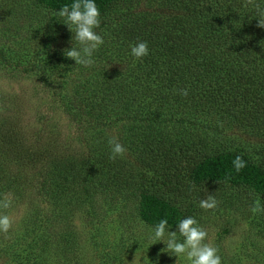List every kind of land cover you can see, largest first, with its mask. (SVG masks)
<instances>
[{
    "label": "trees",
    "instance_id": "1",
    "mask_svg": "<svg viewBox=\"0 0 264 264\" xmlns=\"http://www.w3.org/2000/svg\"><path fill=\"white\" fill-rule=\"evenodd\" d=\"M73 2L35 0L53 14ZM95 3L104 43L91 66L75 64L71 80L55 77L75 63L64 55L79 47L69 28L36 29L10 55L0 48L6 76L38 75L75 131H28L22 102L0 90V199L11 200L0 211L20 213L0 233V252H81L76 209L103 252L107 221L126 204L145 224L175 225L219 186L264 196V28L255 8L243 0ZM140 41L149 54L137 60L130 46ZM183 88L187 96L177 94ZM110 137L126 148L123 158L109 159ZM237 155L247 162L239 173Z\"/></svg>",
    "mask_w": 264,
    "mask_h": 264
},
{
    "label": "rangeland",
    "instance_id": "2",
    "mask_svg": "<svg viewBox=\"0 0 264 264\" xmlns=\"http://www.w3.org/2000/svg\"><path fill=\"white\" fill-rule=\"evenodd\" d=\"M63 20L64 18L39 8L35 0H0V48L10 55L14 49L18 51L29 45V37L34 36L36 29L43 35L56 24L67 29ZM43 42L45 41H40V44H44ZM61 42L58 41L57 44L65 48ZM1 65L0 60V90L16 96L22 102L28 131L40 132L47 126H52L53 132L57 133L58 127L64 138L75 132L67 117L51 99L48 89L43 87L38 75L14 73L6 76ZM64 65L67 66V71L64 68L55 71V77L71 80L75 77V63ZM231 131L236 132L234 128L225 129L226 133ZM214 191L218 194V197L214 196L218 201L216 209L204 211L198 204L197 212H193L191 216L197 220L198 226L207 231L208 237L204 242L218 249L222 264H264V213L253 215L250 211L257 198L264 206V196L225 186L216 187ZM226 196L231 198L230 201L221 199ZM119 213V217L112 215V220L107 221L111 239L101 242L103 252H95L92 247L93 241L88 229L91 220L81 209H76L73 223L78 232V240L84 246L81 252H66L67 255L62 252H41L42 254L37 255L38 252H33L31 256L0 252V264H34L38 260L45 262L44 264H188L185 257L178 259L162 251L166 247L163 241L154 243L152 236L155 226L142 222L130 204L120 208ZM6 214L13 220L12 227H16L20 213L14 208ZM177 227V224L167 225L165 238L170 231H176ZM177 236L183 241L179 233Z\"/></svg>",
    "mask_w": 264,
    "mask_h": 264
},
{
    "label": "clouds",
    "instance_id": "3",
    "mask_svg": "<svg viewBox=\"0 0 264 264\" xmlns=\"http://www.w3.org/2000/svg\"><path fill=\"white\" fill-rule=\"evenodd\" d=\"M250 5L255 8L256 17L259 18L256 26L264 28V8H261L256 0H243V7L247 8ZM56 15L64 18L63 23L73 33L72 42L75 41L79 45V47L73 45L71 48L65 49V57L74 60L75 64L85 67L91 66L94 63L92 59L94 51L104 43L103 37L94 31L101 22L100 10L95 0H74L71 5L64 4ZM130 51L135 59H142L149 54L148 44L146 41H140L130 46ZM177 94L187 96L188 89H180ZM108 145L110 148L109 159L123 158L126 154V148L116 137H110ZM232 163L237 173L247 166V162L241 155H237ZM10 206L11 200L7 195L0 199V210H6ZM217 206L218 201L213 195H207L206 198L199 201V207L204 211L215 210ZM250 211L253 215L264 213V206L261 205L258 198L254 200ZM167 225L168 220L161 219L153 230L152 239L154 243L163 241L166 245L162 251L176 256L178 259L185 257L188 264H222L218 249L212 244L204 242L208 237V233L204 228L198 226L194 217L189 216L181 219L177 223V230L170 231L167 238H165ZM12 226V218L0 211V233H8ZM177 233L180 237H183V241L178 239Z\"/></svg>",
    "mask_w": 264,
    "mask_h": 264
}]
</instances>
